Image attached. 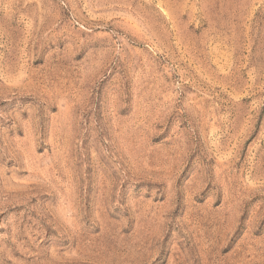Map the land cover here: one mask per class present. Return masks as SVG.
I'll use <instances>...</instances> for the list:
<instances>
[{
  "label": "rangeland",
  "instance_id": "374dc122",
  "mask_svg": "<svg viewBox=\"0 0 264 264\" xmlns=\"http://www.w3.org/2000/svg\"><path fill=\"white\" fill-rule=\"evenodd\" d=\"M0 264H264V0H0Z\"/></svg>",
  "mask_w": 264,
  "mask_h": 264
}]
</instances>
